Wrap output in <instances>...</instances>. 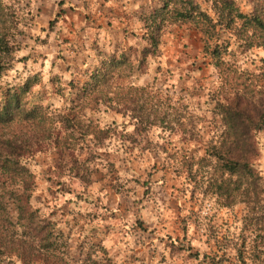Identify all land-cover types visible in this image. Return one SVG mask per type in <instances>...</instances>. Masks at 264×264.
Instances as JSON below:
<instances>
[{
  "label": "trees",
  "instance_id": "16d2710c",
  "mask_svg": "<svg viewBox=\"0 0 264 264\" xmlns=\"http://www.w3.org/2000/svg\"><path fill=\"white\" fill-rule=\"evenodd\" d=\"M129 1L134 5H124L127 14L135 6V0ZM157 1L158 6L141 17L142 33L137 38L143 45L133 48V57L95 47L83 77L67 83V94L59 93L63 105L46 104L32 93L37 76L1 89L0 264L12 257L21 264L112 263L102 246L100 259L72 256L69 236L55 221H46L30 202L35 175L28 163L36 152L54 150L56 168L63 172L72 168L75 178L88 183L90 175L79 173L80 167L91 171L98 151L106 150L113 137L122 140L115 121L100 125L97 115L107 111L134 121L135 135L124 139L141 152L156 149L150 137L154 130H159L164 143L177 137L181 146L174 151L178 159L173 165L179 175H185L190 192L210 188L224 206L243 203L245 220H264V183L255 164L259 157L256 134L264 131V57L257 64L251 62V67L239 59L251 49L264 50V0H251L248 12L235 0H203L210 11L196 0H153ZM11 17L15 11L0 0V77L14 60L23 62L29 56L17 55L16 37L22 31L16 24L7 25ZM58 17L56 13L41 30L52 31ZM176 23L194 27L202 63L211 66L216 79L209 86L175 89L169 81L173 72L157 65L150 83H133L131 77L147 72L148 58L160 55L163 31ZM196 94L207 96L214 125L204 126L202 122L208 120L187 101ZM157 151L167 152L163 147ZM138 222L142 226L141 219Z\"/></svg>",
  "mask_w": 264,
  "mask_h": 264
},
{
  "label": "rangeland",
  "instance_id": "374dc122",
  "mask_svg": "<svg viewBox=\"0 0 264 264\" xmlns=\"http://www.w3.org/2000/svg\"><path fill=\"white\" fill-rule=\"evenodd\" d=\"M3 1L15 11L7 25L16 24L22 31L16 37L17 55L29 56L23 62L13 61L0 77V91L37 76L32 93L54 107L64 104L59 93H68L67 83L83 77L95 47L133 57V48L143 45L137 38L142 33L141 17L159 3L135 0L134 11L127 14L123 7L129 0ZM196 1L210 11L209 3ZM235 2L242 11H250L251 0ZM56 13L59 17L46 34L41 28L46 29ZM200 46L193 26L172 24L162 33L160 55L148 58L147 72L130 80L138 85L150 83L160 65L173 72L169 81L175 89L209 86L216 77L211 66L202 63ZM261 57L264 50L260 48L239 55L246 67ZM187 101L208 120L202 122L204 126L212 124L207 96L190 95ZM97 116L102 126L112 121L119 124L117 134H122V140L113 137L111 144L106 142L109 147L98 151L91 171L80 167L79 173L90 175L88 183L75 178L72 168L64 172L56 168L54 150L36 152L28 162L35 175L30 202L46 221H55L69 236L72 256L100 259L102 246L111 264H264V220H245L243 203L224 206L210 188L195 194L186 189L185 175H179L173 165L178 159L174 151L181 146L177 137L164 143L159 130H154L150 137L156 149L141 152L124 139L135 135L132 119L110 111ZM256 139L259 157L255 164L264 183V131ZM162 147L167 152L157 151ZM2 264L21 263L12 257Z\"/></svg>",
  "mask_w": 264,
  "mask_h": 264
},
{
  "label": "crops",
  "instance_id": "0c3cea01",
  "mask_svg": "<svg viewBox=\"0 0 264 264\" xmlns=\"http://www.w3.org/2000/svg\"><path fill=\"white\" fill-rule=\"evenodd\" d=\"M127 8H131L132 7V1L129 2L128 4L125 5Z\"/></svg>",
  "mask_w": 264,
  "mask_h": 264
}]
</instances>
